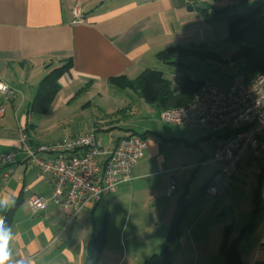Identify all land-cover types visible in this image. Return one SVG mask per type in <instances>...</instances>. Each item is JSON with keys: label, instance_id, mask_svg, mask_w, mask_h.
Listing matches in <instances>:
<instances>
[{"label": "crops", "instance_id": "crops-1", "mask_svg": "<svg viewBox=\"0 0 264 264\" xmlns=\"http://www.w3.org/2000/svg\"><path fill=\"white\" fill-rule=\"evenodd\" d=\"M201 2L0 0V80L18 91L16 97L7 101L0 117V153L17 152L23 146L22 138L27 144L36 145L27 133L33 126L32 119L40 116L30 114L29 106L47 64L59 65L69 57L73 61L72 71L59 80L61 87L49 110L63 106L68 109L80 96L85 98L81 107L86 110L91 105V94L103 97L111 90L109 77L125 74L134 80L142 70L155 68L158 51L180 46L179 40L187 35L183 30L186 7L193 10ZM75 4L81 5L85 23H71ZM173 71H169L171 79L177 81ZM125 89L123 92H127ZM132 90L146 109L156 110L159 119L156 104L145 102L137 90ZM118 111L126 116L142 115L138 106L131 103ZM154 124L137 126L136 121H128L94 125L88 130H119L107 147L103 146L105 150H110L116 139L130 134L146 138L148 147L134 164L131 181L121 184L116 192L105 195L99 202L83 207L70 222L63 209L52 202L34 210L27 201L26 186L32 193L50 197L51 175L39 173L20 156L13 165L0 166V196L9 202L7 208H0V215L16 203L10 225L17 235L13 244L16 259L28 257L33 264H85L91 234L104 224L107 241L98 264H141L160 251L179 197L197 194L185 211L180 243L171 255L170 264H224L219 249L225 226H231L230 239H233L251 220L255 226L239 244L241 259L244 264H264V159L255 160L246 151L226 195L209 198L206 190L198 191L207 186L218 168L212 160L214 148L226 141L230 130L213 133L208 128H194L198 131L196 140L190 144L194 157L179 161L176 156L182 152L179 149L182 142L189 146L185 136L182 132L156 128ZM9 170V176L4 177ZM199 172L201 178L192 187ZM11 176L16 179L12 181ZM170 180H174L175 189L169 194ZM100 207L104 209L102 223L93 221L89 225V214L93 215ZM111 209L114 213H110ZM116 218L118 221L114 223Z\"/></svg>", "mask_w": 264, "mask_h": 264}, {"label": "built area", "instance_id": "built-area-1", "mask_svg": "<svg viewBox=\"0 0 264 264\" xmlns=\"http://www.w3.org/2000/svg\"><path fill=\"white\" fill-rule=\"evenodd\" d=\"M85 22L81 5L75 4L71 9V23ZM17 93L16 88L0 80L3 97L0 117L7 101ZM159 119L178 126L208 128L213 133L230 130L226 141L214 148L212 160L218 168L206 186L209 198L224 197L246 151H250L255 160L264 159V71L252 81H246L242 72L234 73L225 91L204 82L189 103L161 110ZM21 141L23 159L30 161L39 173L53 177L49 198L24 188L29 205L39 210L52 202L63 209L68 222L75 219L83 207L99 202L105 195L116 192L121 184L131 181L132 168L148 147L146 138L132 134L116 139L113 147L105 150L101 137L93 129L39 147L27 144L25 138ZM17 158L15 151L0 153L2 165L11 164ZM8 173L4 177L7 178ZM174 189V180H170L167 193Z\"/></svg>", "mask_w": 264, "mask_h": 264}, {"label": "trees", "instance_id": "trees-1", "mask_svg": "<svg viewBox=\"0 0 264 264\" xmlns=\"http://www.w3.org/2000/svg\"><path fill=\"white\" fill-rule=\"evenodd\" d=\"M201 16L206 21L226 19L228 39L237 45V49L231 55V61L233 63L244 61L242 66H238L236 72H242L246 81H252L260 72L264 71V1L233 0L224 6L209 5L201 9ZM194 52L197 51L176 45L166 47L156 53L159 62L175 68L177 81L167 77L159 69L146 68L134 80H129L125 74H121L109 77L108 82L116 88L137 90L145 102L156 104L160 111L182 107L192 100L197 90L205 82V80L191 76V66L179 60L183 55ZM204 53L218 60L221 59L217 53H207L206 51ZM45 69L46 72L40 80L29 106V112L34 116H41L48 112L60 90L59 80L73 69L72 58H67L59 65L53 66L49 63ZM205 190L206 185L198 192ZM196 195L190 198L184 195L179 197L160 251L151 254L141 264H170L171 255L177 250L180 243L181 223L185 211L194 201ZM15 208L16 203L0 215L4 219L6 227L12 223ZM254 226L255 222L249 221L241 229L239 235L233 239H230L231 226H225L219 249L224 264H244L239 244L246 233L253 230ZM106 241V230L103 224L91 234L87 243L85 264L99 263V257Z\"/></svg>", "mask_w": 264, "mask_h": 264}, {"label": "rangeland", "instance_id": "rangeland-1", "mask_svg": "<svg viewBox=\"0 0 264 264\" xmlns=\"http://www.w3.org/2000/svg\"><path fill=\"white\" fill-rule=\"evenodd\" d=\"M231 1L233 0H203L205 3L203 6L206 7L214 3V5L224 6ZM199 4L200 3H197L193 10L189 8L190 6L186 7V20L183 30L187 35L185 38L179 40L180 46L195 49L197 52L185 54L180 57L179 60L191 66V76L205 80V82H210L220 91H225L228 83H230L231 76L236 73L238 66L244 64V61L240 60L239 63H233L231 61V55L237 49V45L228 39L226 19H216L213 21L204 20L200 15L201 9L198 8ZM180 29H182V27H180ZM205 51L207 53H217L220 55L221 59L218 60L215 57L207 56L204 53ZM154 67L162 70L165 75L170 78L172 75L169 71L175 69L173 66L162 62H157ZM173 72L177 75L176 71ZM110 89V91L103 94V97L91 94L89 96L91 105L88 106L86 110H83L81 107L86 103L85 98L80 96L72 103V107L68 109L63 106L61 109L49 110L45 115L33 118L31 121L33 126H29L30 128L27 134L31 136V139L36 144L34 146L39 147L69 136L88 132L94 125L102 126L105 124H123V122L136 121L137 126H145L146 123L148 126H152L154 122L156 128L161 127L171 131L182 132L185 136L184 138L189 142V146L185 142H182L183 145L179 148L182 152L180 155L176 156L179 161H190L194 157V148L190 146V144H193L196 140L198 131L194 128L175 126L162 122L158 119L156 110L153 108V111L146 109L144 102L142 100L139 102L137 97H135L134 91L130 88L125 89L127 92H123V89L116 87ZM128 103L138 106L139 111H142V115L139 113L126 116L118 111L128 105ZM96 133L101 137L102 144L105 148L109 144V140L119 134V130L111 128L107 130H98ZM22 148L23 146H21L19 150L17 149L18 157L20 156L21 159L24 157ZM14 163H16V161L8 165H13ZM0 166L2 167L3 165L0 163ZM3 171L4 170H2L1 173ZM10 171L11 170L8 172ZM201 175L202 174L199 172L197 180L191 183L192 187L195 186V181H199ZM11 179L13 181L16 178L11 176ZM180 182L182 186V181ZM179 184L178 182V185ZM25 188L30 190L28 186ZM110 213H114L113 209H111ZM103 217L104 209L100 207L93 211V215L89 214L87 222L89 225L92 224L93 221L101 224ZM117 221L118 218L114 219V223Z\"/></svg>", "mask_w": 264, "mask_h": 264}, {"label": "clouds", "instance_id": "clouds-1", "mask_svg": "<svg viewBox=\"0 0 264 264\" xmlns=\"http://www.w3.org/2000/svg\"><path fill=\"white\" fill-rule=\"evenodd\" d=\"M9 202L6 197L0 196V208H7ZM17 239L16 233L10 226H5L4 219L0 217V264H33L28 257L16 259L13 254V244Z\"/></svg>", "mask_w": 264, "mask_h": 264}, {"label": "water", "instance_id": "water-1", "mask_svg": "<svg viewBox=\"0 0 264 264\" xmlns=\"http://www.w3.org/2000/svg\"><path fill=\"white\" fill-rule=\"evenodd\" d=\"M204 6H203V3H200L199 5H198V8H200V9H202ZM190 9H191V7H189Z\"/></svg>", "mask_w": 264, "mask_h": 264}]
</instances>
